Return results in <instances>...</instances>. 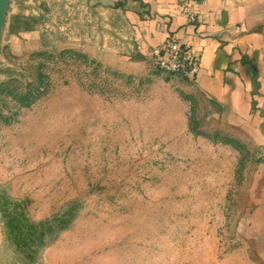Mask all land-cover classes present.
I'll return each instance as SVG.
<instances>
[{
  "label": "rangeland",
  "instance_id": "1",
  "mask_svg": "<svg viewBox=\"0 0 264 264\" xmlns=\"http://www.w3.org/2000/svg\"><path fill=\"white\" fill-rule=\"evenodd\" d=\"M115 3L8 1L0 196L49 222L18 247L0 213V264H256L241 227L261 153L134 52Z\"/></svg>",
  "mask_w": 264,
  "mask_h": 264
},
{
  "label": "crops",
  "instance_id": "2",
  "mask_svg": "<svg viewBox=\"0 0 264 264\" xmlns=\"http://www.w3.org/2000/svg\"><path fill=\"white\" fill-rule=\"evenodd\" d=\"M111 1L126 9L140 56L149 59L151 48L170 37L191 45L198 60L193 88L224 126L249 136L261 153L241 228L256 264H264V0ZM185 7L195 21L187 20ZM3 34L2 27L0 43Z\"/></svg>",
  "mask_w": 264,
  "mask_h": 264
},
{
  "label": "built area",
  "instance_id": "3",
  "mask_svg": "<svg viewBox=\"0 0 264 264\" xmlns=\"http://www.w3.org/2000/svg\"><path fill=\"white\" fill-rule=\"evenodd\" d=\"M189 22L195 21V15L188 8L183 9ZM149 59L163 72L181 75L192 80L198 69V60L190 44L174 38H167L161 44L152 47Z\"/></svg>",
  "mask_w": 264,
  "mask_h": 264
},
{
  "label": "trees",
  "instance_id": "4",
  "mask_svg": "<svg viewBox=\"0 0 264 264\" xmlns=\"http://www.w3.org/2000/svg\"><path fill=\"white\" fill-rule=\"evenodd\" d=\"M18 207V202L0 196V213L10 238L18 247L41 245L44 241L43 228L49 221L34 223L28 219L23 211L16 213L15 211ZM54 220L58 221V219ZM59 221L62 223L58 227L63 228L66 223L65 220L60 219Z\"/></svg>",
  "mask_w": 264,
  "mask_h": 264
},
{
  "label": "water",
  "instance_id": "5",
  "mask_svg": "<svg viewBox=\"0 0 264 264\" xmlns=\"http://www.w3.org/2000/svg\"><path fill=\"white\" fill-rule=\"evenodd\" d=\"M7 4H8V0H0V37H1L2 27L4 24Z\"/></svg>",
  "mask_w": 264,
  "mask_h": 264
}]
</instances>
